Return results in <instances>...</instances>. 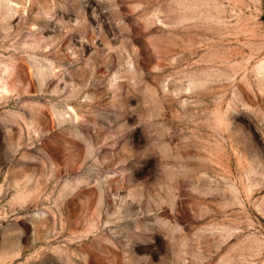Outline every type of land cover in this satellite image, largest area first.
<instances>
[{"label": "rangeland", "instance_id": "1", "mask_svg": "<svg viewBox=\"0 0 264 264\" xmlns=\"http://www.w3.org/2000/svg\"><path fill=\"white\" fill-rule=\"evenodd\" d=\"M0 264H264V0H0Z\"/></svg>", "mask_w": 264, "mask_h": 264}]
</instances>
